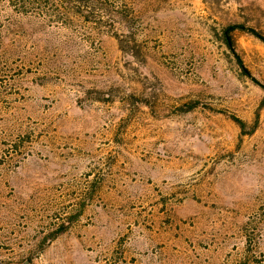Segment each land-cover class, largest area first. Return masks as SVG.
<instances>
[{
    "label": "rangeland",
    "instance_id": "1",
    "mask_svg": "<svg viewBox=\"0 0 264 264\" xmlns=\"http://www.w3.org/2000/svg\"><path fill=\"white\" fill-rule=\"evenodd\" d=\"M230 26L264 0H0V264H264V41Z\"/></svg>",
    "mask_w": 264,
    "mask_h": 264
},
{
    "label": "trees",
    "instance_id": "2",
    "mask_svg": "<svg viewBox=\"0 0 264 264\" xmlns=\"http://www.w3.org/2000/svg\"><path fill=\"white\" fill-rule=\"evenodd\" d=\"M246 29H247V28H244L243 26H230V27H228V28L225 30V32H224L225 41H226L228 47L230 48V50L232 51V53L235 54V49H234V45H233V42H232V33H233L234 31H236V30H246ZM246 31H249V33H251L252 35H254V36L258 37L259 39H261L262 41H264V39H263V38H262L257 32H255V31H253V30H248V29H247ZM238 61H239L240 65L242 66V62H241L240 60H238ZM242 68H243V66H242ZM243 69H244V68H243ZM254 82H255L257 85L261 86V87L264 89V86L261 85V84H259V82H257L256 80H254ZM84 207H85V204H83V206H82L81 209H83ZM81 213H82V210H80V211L77 213V215L74 216V218H73V222H75L76 219H78V218L81 216ZM66 223H68V224L66 225V224L62 223V224H60V225L57 227V229L55 230V233H54L53 237H52L50 240H54L58 235L64 233V232L67 230L68 225H69L70 223H72V221H71V222H66Z\"/></svg>",
    "mask_w": 264,
    "mask_h": 264
}]
</instances>
